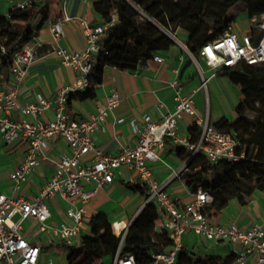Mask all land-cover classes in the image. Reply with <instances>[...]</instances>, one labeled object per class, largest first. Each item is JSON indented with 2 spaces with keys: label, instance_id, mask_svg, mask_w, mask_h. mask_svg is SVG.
<instances>
[{
  "label": "built area",
  "instance_id": "obj_1",
  "mask_svg": "<svg viewBox=\"0 0 264 264\" xmlns=\"http://www.w3.org/2000/svg\"><path fill=\"white\" fill-rule=\"evenodd\" d=\"M36 1L38 0H17L13 9L29 8ZM69 1L62 0L63 16L57 22H51L50 29L53 51L63 64L77 70L79 77L72 86L56 94L53 100L55 117L47 121L39 119L40 114L52 104L44 96H39L38 101L34 103H21L15 91L0 88V135L7 142L18 138L29 142L27 156L10 174L16 186L25 181L39 164L48 138L61 135L66 138L72 150L71 153L60 156L54 175L32 198H15L0 192V264H40L41 247L27 239L23 232V223L27 220L36 221L41 232L63 241L68 246L79 245L86 210L83 206H76V200L83 203L90 201L105 185L114 182L116 173L125 165L135 170L140 183L148 187L146 204L153 201L158 205L164 219L163 230L174 241L171 247L160 252L151 251L150 264H174L184 247L182 237L188 232L195 233L201 240L231 244L235 255L233 264H264V215L249 226H242L237 222L214 223L207 213L214 200L210 191L199 186L196 192H191L190 201L181 203L168 191V183L159 182L154 178L150 164L162 161L160 150L164 148L167 138L191 152L184 166L174 170L171 179H182L188 171L189 162L199 152L207 155L211 165L223 161L238 162L247 156L246 148L236 134L218 128L211 120L209 110L205 114L198 113L191 94L185 95L177 89L174 110L158 120L152 119L150 115H145L142 122L132 120L137 144L124 147L117 154L105 153L92 136L97 130L106 129L110 111L122 101L120 92H112L108 96L107 104L99 105L97 113H91L80 120L68 116V94L87 87L88 75L98 58L108 54V50L100 45L99 40L117 22L114 14L109 20L96 25L83 21L87 38L86 48L72 50L65 47L62 45L65 35L63 25L74 20L66 9ZM250 30L256 31L257 36L251 31L241 34L230 28L216 40L205 44L200 56L214 70H228L240 64L264 66V14L251 20ZM0 46L6 53L1 39ZM41 49L42 44L35 39L17 53L10 54L11 73L17 81L26 75ZM154 59L163 61V58L158 56ZM194 60L201 68L199 59L194 57ZM215 75L216 73L212 76ZM209 79L204 78L203 87L207 86ZM206 102L210 103L208 95ZM14 113L19 114V118H16ZM185 116L195 118L199 136L181 134L179 122ZM88 156L90 159H87ZM56 198L68 204V220L60 224L51 221L53 214L48 204V200ZM127 231L128 228L125 227L118 233L121 241L113 255L112 264H137L133 254H124L122 251ZM49 264L54 262L51 260Z\"/></svg>",
  "mask_w": 264,
  "mask_h": 264
},
{
  "label": "crops",
  "instance_id": "obj_2",
  "mask_svg": "<svg viewBox=\"0 0 264 264\" xmlns=\"http://www.w3.org/2000/svg\"><path fill=\"white\" fill-rule=\"evenodd\" d=\"M53 1L52 19L42 26L36 38L42 44V49L38 58L30 65L26 75L17 81L11 70L0 74V88L15 91L21 103L37 102L39 96H44L52 102L39 116V119L44 121L55 117L56 109L53 100L56 94L72 86L79 77L78 71L63 64L53 51L50 23L57 22L63 16L62 0L58 10L56 7L59 0ZM94 1L70 0L67 3V12L74 20L67 21L63 25L65 35L62 45L72 50L85 49L87 38L83 21L93 25L106 21L94 10ZM16 2L17 0H0V16H8ZM237 19L231 28L241 34L249 32L251 25L241 24ZM183 34L184 39L174 40L175 44L171 49L160 50L156 53L155 56L163 58L162 62L153 58L145 68L136 71H122L116 67L106 68L103 83L96 87V97L85 101L72 100L66 109L71 119L80 120L91 113H97L99 105H106L108 96L112 92H120L122 101L110 111L106 129L97 130L92 136L95 143L105 153L117 154L124 147L135 146L137 137L131 121L142 122L145 115L158 120L174 110L177 89L185 95L193 96L199 114H205L209 110L210 118L214 123L222 117L230 120L237 118L236 107L244 99L240 88L234 85L228 76L220 74L221 70L209 67L201 56L198 57L201 62V68H199L194 60L195 56L185 47L187 46V35L185 32ZM205 73L209 76L205 77ZM214 73L216 75L212 76ZM204 78H210L206 87L202 86ZM5 83L8 84L5 85ZM207 95L210 103L211 98L214 101L212 106L206 102ZM14 116L19 118L17 113H14ZM120 119L123 121H119ZM194 127V117L185 116L179 122L182 135L193 134L192 128ZM175 147L174 141L167 138L164 148L160 150L162 161L150 165L154 178L159 182L168 183V191L179 202L185 203L192 199L186 182L183 179H171L174 170L181 169L185 163V160L178 156ZM28 150L29 142L22 138L7 142L0 135V192L15 198H32L52 178L60 156L72 151L65 137L57 135L48 138L43 155L39 158V164L25 181L16 186L10 174L22 164ZM87 159H90V156ZM137 182H140L137 172L125 165L116 173L114 182L100 189L97 196L87 203L76 200V206H83L86 210L85 220L80 230L81 237L92 235L90 219L100 211L108 214L117 235L125 227L129 228L146 205L147 195H142L130 187ZM48 204L53 214L51 220L53 223L60 224L68 220L66 202L56 198L48 200ZM207 213L214 223L237 222L242 226H249L259 221L264 215V190H256L247 205H241L237 200H232L218 215H214V211L208 209ZM163 220L160 214V218L156 221L157 232L163 231ZM23 232L27 239L41 247L40 264H49L51 260L54 264H71L70 251L63 246L64 242L41 232L36 221H25ZM182 242L185 247L198 253L229 255L233 251V246L227 242L201 240L193 232L184 234ZM100 263L105 264L103 259Z\"/></svg>",
  "mask_w": 264,
  "mask_h": 264
},
{
  "label": "trees",
  "instance_id": "obj_3",
  "mask_svg": "<svg viewBox=\"0 0 264 264\" xmlns=\"http://www.w3.org/2000/svg\"><path fill=\"white\" fill-rule=\"evenodd\" d=\"M53 2L38 0L29 8L12 9L8 16H0V39L6 50L4 53L0 46V74L11 70L10 54L34 42L42 26L52 19ZM239 3H243L250 20L264 14V0H95L96 13L105 20L114 14L117 22L99 40L108 54L98 58L88 75L87 87L68 94L66 109L72 100L96 97V87L103 83L106 68L116 67L122 71L145 68L158 51L173 47L175 41L169 34H177V30L186 33L189 51L200 57L205 44L232 27L239 13H232V10ZM210 19L214 26L207 22ZM251 33L257 36L256 31L251 30ZM219 73L228 76L240 88L244 99L236 107L235 120L222 117L215 125L234 132L245 146L247 156L238 162L211 165L207 155L199 152L182 177L191 192H196L199 186L211 192L214 200L208 210L214 211V215L232 200L247 205L256 190H264V66L240 64ZM192 132L195 137L199 136L196 126ZM175 149L184 160L191 154L181 145L176 144ZM130 187L148 195V187L140 182ZM159 218L158 205L150 201L128 228L122 251L133 254L137 264H150L151 251L160 252L174 243L166 231H156ZM90 225L92 235L81 237L79 245L63 243L70 251L71 264H103L100 261L106 255L116 253L121 238L115 233L108 214L98 212L90 219ZM234 258L233 252L229 255L198 253L184 246L174 264H233Z\"/></svg>",
  "mask_w": 264,
  "mask_h": 264
},
{
  "label": "rangeland",
  "instance_id": "obj_4",
  "mask_svg": "<svg viewBox=\"0 0 264 264\" xmlns=\"http://www.w3.org/2000/svg\"><path fill=\"white\" fill-rule=\"evenodd\" d=\"M238 13L237 15V21L240 22L241 24H250L251 25V20L248 17V13L245 10V7L243 5V3H239L237 6L234 7V9L232 10V13ZM144 14V13H142ZM211 26H214V22L210 19L207 21ZM251 31V30H250ZM169 34V33H168ZM175 41H178L177 39H184V34L181 30H177V34H169ZM209 75L207 73H205V77H208ZM241 93V92H240ZM212 103H214L213 99L211 98V103L210 105L212 106ZM257 104L260 106L261 103L260 101L257 102ZM18 218V216L16 217V219ZM103 261L105 264H112L113 263V256L112 255H106L103 258Z\"/></svg>",
  "mask_w": 264,
  "mask_h": 264
}]
</instances>
